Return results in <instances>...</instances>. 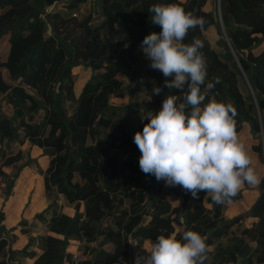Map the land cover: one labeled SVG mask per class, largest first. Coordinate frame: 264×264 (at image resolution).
<instances>
[{"label":"trees","instance_id":"1","mask_svg":"<svg viewBox=\"0 0 264 264\" xmlns=\"http://www.w3.org/2000/svg\"><path fill=\"white\" fill-rule=\"evenodd\" d=\"M87 2L90 10L81 17ZM206 2L0 0V49L7 44L0 57V196L6 199L18 183L16 192L29 165L42 175L47 200L32 220L18 222L27 236L20 248L12 246L14 235L2 226L0 209V264H22L26 257H34V264H73L75 253L67 250L72 240L82 244L76 264H120V258L135 264L146 239H181L188 230L200 233L211 247L205 264H235L238 256L239 264H264V172L247 211L227 217L229 204L226 212H233L231 203L243 197L241 188L231 203L217 204L204 191L194 199L137 166L141 153L134 136L148 123L140 112H159L167 95H183L168 88L152 95L153 81L163 87L165 77L149 67L140 44L162 30L150 20L154 4H174L205 18L203 27L190 30L184 40L203 41L208 66L203 104L234 105L237 133L247 125L256 140L251 149L264 158V0H212L209 10ZM208 31L219 34L214 47ZM77 65L89 67L91 75L76 94L72 69ZM209 83L215 86L206 91ZM124 96L125 105L111 101ZM70 101L75 105L68 113ZM25 143L42 149L47 166L22 148ZM122 146L120 154L115 148ZM65 201L73 205V214L64 210Z\"/></svg>","mask_w":264,"mask_h":264},{"label":"clouds","instance_id":"2","mask_svg":"<svg viewBox=\"0 0 264 264\" xmlns=\"http://www.w3.org/2000/svg\"><path fill=\"white\" fill-rule=\"evenodd\" d=\"M148 11L151 23L162 30L146 35L140 49L149 67L165 77L163 87L153 81L152 95L164 88L183 95H167L159 112H140L141 119L148 120L134 136L141 153L140 170L166 186L182 187L194 199L204 191L217 204L231 203L243 184H259L261 179L239 140L236 107L223 101L203 104L206 96L201 86L208 70L203 41L184 40L190 30L202 28L207 21L174 4H154ZM214 86L209 83L206 91ZM208 252L202 235L188 230L181 239L159 235L137 253L135 264H205ZM120 264L127 261L120 258Z\"/></svg>","mask_w":264,"mask_h":264},{"label":"rangeland","instance_id":"3","mask_svg":"<svg viewBox=\"0 0 264 264\" xmlns=\"http://www.w3.org/2000/svg\"><path fill=\"white\" fill-rule=\"evenodd\" d=\"M218 6H220L219 1H217V7ZM89 10H90L89 9V2L83 3L81 5V14L82 15H80V16L81 17L86 16L88 14ZM97 19H98V14L93 13V21H95ZM212 33H214V34H212ZM216 35L219 36V34H217L215 31H212L210 33H209V31L206 32V36H207V38H208V40H209V42H210V44L212 46L214 45V41L216 39V37H215ZM6 45H5V42L2 43L1 49H0V57H3L5 55ZM72 70H73V72H76V73H74V77L76 79L75 84H74V89H75V93L77 94L78 91L80 90V88L82 87L83 83L90 77V75H91V69L89 67H87V66H84V65H77V66L73 67ZM126 77H127V74H126V72H124V78L127 79ZM142 90H141V93L143 95L146 92H145V90H143V91ZM111 101L113 103H115V104L125 105L127 103V101H128V98H127V96H124V97H115V98H112ZM74 105L75 104L73 103V101L66 102L65 108H66V110H67L68 113L72 111ZM3 109L7 113H11V111H12L11 108L8 105H5V104L3 105ZM246 127H248V126L245 125L244 130L242 131L241 134L238 135V137H239V140L245 145V148H246L249 156L251 157V162L253 163V158L255 157L256 154H255V152L251 151V144L254 143V142H256V140L253 139L254 137H252L251 133L249 134V128H246ZM117 128H118V125H114L111 128V131L116 132ZM244 134H247V137H245ZM121 139H122V135H120L118 137L117 142L121 141ZM123 147L124 146H122L121 148L116 147L115 149H117V151H119L120 154H121ZM22 148L25 149V151L27 153H29L32 157L33 156H41L43 154V152L41 153V151H39V150H38L39 152H35L34 151V148H32L27 143L23 144L22 145ZM113 148H114V146H113ZM139 158H137V166H139ZM39 160L42 161L43 158L40 157ZM257 161H258V165L262 167V172H263V168H264V166H263L264 165V158L261 160L259 158V156H258V160ZM6 170L7 171H11L12 168L11 167H6ZM22 173H23V176L25 177V181L22 184L19 183V185L17 186V190H16L15 193H18L19 191H21L24 188L25 189L23 190L22 193H27L28 191H29V193H36V191H39L40 193H44L43 181L41 180V178H38V173L35 171V169L33 167H31L29 165L27 167H24L23 170H22ZM258 176L260 177L261 175L259 174ZM41 177H42V175H41ZM32 179H33V181H32ZM19 182H20V180H19ZM27 182H29L28 185H27ZM17 184L18 183H16L13 186L11 193L13 192V190H14V188H15V186ZM255 185H258V184L251 185L250 187L255 186ZM1 189L2 190L4 189V185L2 183H1ZM253 194H255V193H252L250 195L249 199H247L250 202L247 201L245 204H241L240 201H237L238 204H237V206H234L233 212H231V211L225 212L226 215H227V217H232V216H234V215H236L238 213H244V212H246L247 209L250 207L251 203L253 202V200L257 197V195L255 196ZM60 201L63 202V198L62 197L60 198ZM172 202H173V204H176L177 203V201H172ZM65 203H66V201L63 203L64 204V210H66L67 213L69 212V214H73L74 213L73 205H68L67 203H66L67 204L66 205ZM69 206H71V207H69ZM80 209H82V205L80 206ZM247 221H249V219H247ZM8 235H9V233H8ZM151 243H152V241H148V243L146 242V246H151ZM143 245H144V243H143ZM70 247L73 248L74 251H76V249L79 251V249L82 248V244H81V242L79 243V242H77L75 240V241H73L71 243V246ZM208 247L211 248L210 246H208ZM134 249H135L134 246L131 247V250L132 251H134ZM140 252H141V250H140Z\"/></svg>","mask_w":264,"mask_h":264},{"label":"crops","instance_id":"4","mask_svg":"<svg viewBox=\"0 0 264 264\" xmlns=\"http://www.w3.org/2000/svg\"><path fill=\"white\" fill-rule=\"evenodd\" d=\"M204 8L206 10L211 9L212 8V0H207L206 4L204 5ZM217 9H218V13H219L220 7L218 6ZM211 102H214V101H211ZM246 128H248V127H246ZM242 131L237 133V134L238 135L241 134ZM244 135H245V137H247V134H244ZM31 147L34 148L35 152H39V151H41V153L43 152L41 148H39L35 145H32ZM251 151H253V150L251 149ZM255 154H256V152H255ZM34 157H37L38 160L40 159V157L43 158L42 161L44 163L40 160L39 161L41 164H43L44 167L47 166L48 157L45 154H42L41 156H34ZM257 160H258V155L256 154L255 157L253 158V163L251 162V164H252V167L254 168L255 172L257 173V175H259V174L262 175L264 172V168H263V172H262V167L258 165ZM38 178H41V180L43 181V177H41V174H39V173H38ZM28 183L29 182H27V185H28ZM249 186H251V185H249ZM255 186H257V185H255ZM255 186H252L250 188H245L242 185L241 189H242L243 197L241 199L245 198V193H248V194L255 193L253 195H255V196L258 195L259 189L256 188ZM24 189H22L18 193H14V190H13V192L10 193L6 199H4L3 197L0 196V209H2L5 213V219L2 221V226L7 230L9 229V233L14 235V239L12 240V246L14 248L22 247L27 241V236L25 234H22L19 231L20 226H19L18 222L20 221V219L24 218V219L32 220V218L34 217V214L36 212L42 210L46 206V203H47L46 196L44 195V193H40L39 191H37V193H29V191L27 193H22ZM240 200H238V201H240ZM231 204L234 207V206H237L238 203L236 201L235 203H231ZM207 205L210 206V204H207ZM229 206H230V204H229ZM69 207H71V206H69ZM227 208H226V210H227ZM226 210H225V212H226ZM225 215H226V213H225ZM11 227H16V228L10 229ZM49 233L53 234V235H60V234L53 232L52 230L49 231ZM73 241L74 240H72L71 242H73ZM148 241L153 242V241H155V239H146L144 241V245L141 246V248H142L141 252L143 250V246H146V242L148 243ZM70 246H71V244L67 247V249L69 251H71L73 253L78 252L77 249H76V251H74V249L71 248ZM36 249H37V252L39 254L42 252V249H40V248H36ZM34 260H35L34 257H26L23 259L22 264H34ZM64 264H68V263L65 262Z\"/></svg>","mask_w":264,"mask_h":264},{"label":"water","instance_id":"5","mask_svg":"<svg viewBox=\"0 0 264 264\" xmlns=\"http://www.w3.org/2000/svg\"><path fill=\"white\" fill-rule=\"evenodd\" d=\"M243 187L250 188V186L248 184H243ZM255 187L259 189V185L255 186ZM239 261H240V256L237 257V261L235 264H239Z\"/></svg>","mask_w":264,"mask_h":264},{"label":"built area","instance_id":"6","mask_svg":"<svg viewBox=\"0 0 264 264\" xmlns=\"http://www.w3.org/2000/svg\"><path fill=\"white\" fill-rule=\"evenodd\" d=\"M219 14H220V10H219ZM77 260H78V256H77V253H75L74 254V262H73V264H76Z\"/></svg>","mask_w":264,"mask_h":264}]
</instances>
